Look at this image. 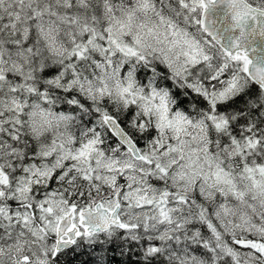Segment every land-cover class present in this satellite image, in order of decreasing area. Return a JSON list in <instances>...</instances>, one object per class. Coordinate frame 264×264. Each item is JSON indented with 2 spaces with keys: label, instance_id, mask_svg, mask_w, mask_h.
<instances>
[{
  "label": "snow or ice",
  "instance_id": "obj_1",
  "mask_svg": "<svg viewBox=\"0 0 264 264\" xmlns=\"http://www.w3.org/2000/svg\"><path fill=\"white\" fill-rule=\"evenodd\" d=\"M0 264H264V0H0Z\"/></svg>",
  "mask_w": 264,
  "mask_h": 264
},
{
  "label": "trees",
  "instance_id": "obj_2",
  "mask_svg": "<svg viewBox=\"0 0 264 264\" xmlns=\"http://www.w3.org/2000/svg\"><path fill=\"white\" fill-rule=\"evenodd\" d=\"M84 259H87V257H84Z\"/></svg>",
  "mask_w": 264,
  "mask_h": 264
}]
</instances>
